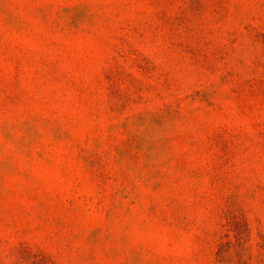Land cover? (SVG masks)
Here are the masks:
<instances>
[{"label": "rangeland", "instance_id": "374dc122", "mask_svg": "<svg viewBox=\"0 0 264 264\" xmlns=\"http://www.w3.org/2000/svg\"><path fill=\"white\" fill-rule=\"evenodd\" d=\"M0 264H264V0H0Z\"/></svg>", "mask_w": 264, "mask_h": 264}]
</instances>
